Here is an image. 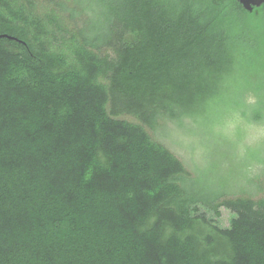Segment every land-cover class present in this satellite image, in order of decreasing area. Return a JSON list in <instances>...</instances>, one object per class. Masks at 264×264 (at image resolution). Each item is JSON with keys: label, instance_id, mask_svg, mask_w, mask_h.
<instances>
[{"label": "trees", "instance_id": "1", "mask_svg": "<svg viewBox=\"0 0 264 264\" xmlns=\"http://www.w3.org/2000/svg\"><path fill=\"white\" fill-rule=\"evenodd\" d=\"M43 1L0 0V264H264V195L227 196L264 140L219 151L228 117L264 120V3ZM162 116L218 158L192 176Z\"/></svg>", "mask_w": 264, "mask_h": 264}, {"label": "rangeland", "instance_id": "2", "mask_svg": "<svg viewBox=\"0 0 264 264\" xmlns=\"http://www.w3.org/2000/svg\"><path fill=\"white\" fill-rule=\"evenodd\" d=\"M41 1L45 2L43 0ZM66 1L69 5L72 3L71 0ZM65 15L67 16L68 13H65ZM80 20H82V17ZM102 50L104 51V48H102ZM107 108L110 110L111 105L108 104ZM116 116L118 118L140 122L135 115L128 112H119ZM184 121L186 126L189 127L190 120L184 119ZM145 126L151 138L168 147L183 162L185 168L192 176H195L200 169L205 168L210 161L218 158L214 146L212 147L211 145L213 141H210L207 137H202L200 134L186 133L183 131V128H179L176 122L168 117L162 116L157 119V125L153 128L147 125ZM223 128L222 132L225 139H221L222 147L219 151H222L223 154L232 152L233 154L231 153V155L234 156H230L231 158L228 157V159L224 158L220 163L222 166L228 165L230 160L235 162V164L240 162L242 165L247 150L254 148L264 140V120L261 122L249 123L242 119L228 117ZM238 131H240L241 135L243 134V137H241L242 141L238 145H235L234 148H231L230 144L233 143L237 135H240ZM219 145L220 142L218 146ZM229 148L231 150H229ZM230 167L233 168V166ZM227 169L228 167H225L224 170L220 169L219 173L222 174ZM247 172L248 178L252 183L250 184L244 180L237 182L235 180V182H233V179H231L233 184L231 185L232 187L228 189L227 196L243 195L258 198L264 195V162L249 165ZM218 211L219 213L216 214L214 210L207 205L198 203L196 204V211L192 214L204 216L213 225L221 229L228 228L231 220L236 216L235 212L224 206H220ZM216 249L220 251L222 247L216 245Z\"/></svg>", "mask_w": 264, "mask_h": 264}, {"label": "water", "instance_id": "3", "mask_svg": "<svg viewBox=\"0 0 264 264\" xmlns=\"http://www.w3.org/2000/svg\"><path fill=\"white\" fill-rule=\"evenodd\" d=\"M243 8L247 10H252L254 6H259L260 4L264 3V0H237Z\"/></svg>", "mask_w": 264, "mask_h": 264}]
</instances>
